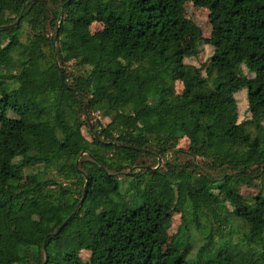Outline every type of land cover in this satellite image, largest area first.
I'll list each match as a JSON object with an SVG mask.
<instances>
[{
    "label": "trees",
    "instance_id": "1",
    "mask_svg": "<svg viewBox=\"0 0 264 264\" xmlns=\"http://www.w3.org/2000/svg\"><path fill=\"white\" fill-rule=\"evenodd\" d=\"M186 1L206 8L212 27L200 67L177 62ZM23 21L31 35L21 42ZM93 21L103 28L90 32ZM47 24H58L55 46ZM0 44V102L14 114L0 107V264H83L81 250L89 264H264V113L238 122L235 98L264 103V0H0ZM85 101L110 118L91 140ZM144 157L167 159L165 169L127 172ZM162 208L205 230L195 254L187 230L183 246L162 251Z\"/></svg>",
    "mask_w": 264,
    "mask_h": 264
},
{
    "label": "rangeland",
    "instance_id": "2",
    "mask_svg": "<svg viewBox=\"0 0 264 264\" xmlns=\"http://www.w3.org/2000/svg\"><path fill=\"white\" fill-rule=\"evenodd\" d=\"M57 2L60 0H56ZM184 13L186 17L191 21V25L178 34V42L180 45V54L178 55L177 62L180 63H186V64H192L197 67H200L203 63H205L210 55L212 54V47L206 43H203L204 39H207L211 36L212 33V27L208 19V10L206 8L198 7L194 5L190 1H186L184 3L183 7ZM5 19L15 22L17 19V16L10 13V7L7 4L4 9ZM59 23V22H58ZM58 25V24H57ZM56 28H54L52 25L47 24L46 29L44 31L45 35L47 37H52L55 35ZM103 28V24L97 21H93L89 25L90 32L94 33L96 31H99ZM29 25L23 21L21 25V33H20V41L24 42L27 38V36H30L31 33L29 32ZM201 39V41L199 39ZM57 44V37L56 40L53 41V45L55 46ZM1 45V44H0ZM19 49H15L12 51V55L14 59L19 58ZM58 64L61 65V63L58 62ZM65 69H67L69 72L77 73V67L74 65L73 59H65L64 64ZM30 77L32 78H38L41 75V68L35 67L33 70L29 72ZM196 82L193 83V88L196 86ZM182 89V84L180 81H177L175 83V90L176 92H180ZM1 90V89H0ZM236 103H237V111H238V122L240 121H246L250 117H259L264 113V103H260L256 106H253L251 109L248 107L246 94L243 91H239L235 94ZM12 104V101L7 98H3L0 102V107L3 109H6V113L9 116H14L10 109V105ZM85 104H87V101H85ZM206 104L210 105V100H206ZM81 115V114H80ZM81 119L83 120L84 124L81 126V132L83 136L91 140L92 139V131L100 126H105L110 118L107 116H104L102 112L100 111H90L87 106V111L83 115H81ZM264 124V119H263ZM250 132H254L253 127L249 125ZM188 147V139L187 138H181L178 141V148L180 149H187ZM170 154L167 153L166 158L170 159ZM188 156L186 155H180L178 162L181 164H184L188 161ZM167 159L163 158H157V161L153 157H144V161L147 166L149 167H156L160 170L165 169V162ZM38 170H43L42 167H31L27 168L26 172H36ZM157 170V169H156ZM137 171V170H133ZM58 173L56 171L49 170L45 173V176H51V175H57ZM124 175V173H120L119 176L121 177ZM122 186V192L126 189L125 180L123 182ZM241 192L244 196L255 192L253 189H248L243 187L241 189ZM77 197V200L80 199V193L75 195ZM99 199V197H98ZM97 199V200H98ZM158 216H166L169 219V227L167 230V238L162 245V251L166 252L171 249H173L175 243H179V245L183 246L185 241L187 240V234L186 230L188 232V238L189 242L191 244L192 252L191 254H195L200 246H202L205 243L206 238L205 236V230H202L200 228H197L193 223L188 224L185 228L183 222H182V216L181 212H173L167 209L162 208ZM11 223H8V226L11 227ZM245 231V228L240 227L237 229V231H234L231 233V240L237 241L239 240L243 233ZM219 235H215V239H218ZM80 258L83 264H89L91 261V254L87 250H81L80 251Z\"/></svg>",
    "mask_w": 264,
    "mask_h": 264
},
{
    "label": "water",
    "instance_id": "3",
    "mask_svg": "<svg viewBox=\"0 0 264 264\" xmlns=\"http://www.w3.org/2000/svg\"><path fill=\"white\" fill-rule=\"evenodd\" d=\"M20 18V17H19ZM17 22V21H16ZM57 33H58V27L56 29V32H55V35H54V41L56 40V37H57ZM84 109H85V113L87 111V104H85L84 106ZM76 166H77V162H76ZM150 169L152 170L153 172L156 171V167L152 168V167H149L147 165L145 166H133L131 169H129L127 172H131L133 170H139V169ZM126 172V173H127ZM82 175L85 176V174L83 172H81ZM120 173H118L117 175H119ZM87 183H88V179H87V176H85V182H84V185H83V194H82V197L80 198L79 200V203H78V206H80V204L82 203L84 197H85V194H86V189H87ZM77 206V207H78ZM77 207L75 208V210L59 225V227L51 232V233H48L45 237H44V240H43V250L46 249V243H47V240L51 237V236H55L61 229L63 226H65L67 224V222L71 219V217L76 213V210H77ZM47 259V256L45 255V260Z\"/></svg>",
    "mask_w": 264,
    "mask_h": 264
}]
</instances>
